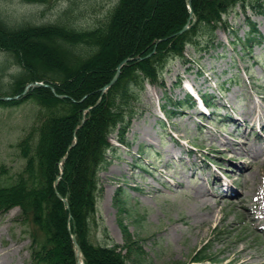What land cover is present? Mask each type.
<instances>
[{
    "label": "rangeland",
    "instance_id": "rangeland-1",
    "mask_svg": "<svg viewBox=\"0 0 264 264\" xmlns=\"http://www.w3.org/2000/svg\"><path fill=\"white\" fill-rule=\"evenodd\" d=\"M117 1L0 0V15L11 25L46 23L71 8L79 26L92 27ZM251 6L246 12L237 6L225 16L229 28L216 31L222 46L208 53L187 46L185 59L172 60L165 69L164 86L147 85L127 144L119 142L117 132L110 136L114 148L99 173L102 196L94 243L126 245L130 237L139 239L150 264H201L192 258L206 244L221 264H264V161L252 167L254 158L236 148L245 136L254 154L264 150V12ZM249 18L258 26L261 43L245 50L232 42L235 35L247 36ZM1 65L7 83L18 69L2 50ZM186 84L211 94L208 99L217 103L213 116L201 115L197 107L172 109L174 100L185 98ZM163 105L173 110L170 115ZM36 110L32 101L0 105V167H6L1 179L22 170L25 161L16 144ZM20 213L18 207L0 213L6 264H34Z\"/></svg>",
    "mask_w": 264,
    "mask_h": 264
},
{
    "label": "trees",
    "instance_id": "trees-1",
    "mask_svg": "<svg viewBox=\"0 0 264 264\" xmlns=\"http://www.w3.org/2000/svg\"><path fill=\"white\" fill-rule=\"evenodd\" d=\"M262 3L192 0L197 22L183 34L178 32L190 18L189 0H118L92 27L79 26L71 8L46 23L11 25L0 15V50L9 54L18 69L5 83V66H0V96L22 95L30 82L48 84L30 89L17 100H0L3 106L27 101L37 105L31 125L16 144L25 161L22 170L0 178V213L20 208L34 264H77L72 234L86 264H150L139 239L130 237L126 245L96 244L92 239L99 227V173L109 164L107 153L113 148L110 135L118 132L125 142L139 114L146 82L162 84L167 65L184 59L187 45L208 51L216 46L217 28L228 25L224 15L238 5L243 10L257 5L262 12ZM250 23L252 37L245 45L254 43L259 33ZM135 57L139 59L124 64L118 81L104 94L119 65ZM50 85L65 97H58ZM174 107H184L183 101ZM0 169V174L6 173L5 166ZM58 176L61 179L55 184ZM210 247L199 249L192 260L218 261Z\"/></svg>",
    "mask_w": 264,
    "mask_h": 264
},
{
    "label": "water",
    "instance_id": "water-1",
    "mask_svg": "<svg viewBox=\"0 0 264 264\" xmlns=\"http://www.w3.org/2000/svg\"><path fill=\"white\" fill-rule=\"evenodd\" d=\"M191 1H192V0L189 1V6H191ZM193 16H194V12L191 11V17H193ZM195 21H196V17H193V23H194ZM193 23H192V24H193ZM188 29H189V25H186V26H185V27L179 32V34L184 33V32L187 31ZM138 58H139V57H135V58H126V59L121 63V65L118 67V69H117V74L114 76V78L112 79V81L110 82V84L104 88V91H105L109 86L113 85V84L118 80V77H119L120 72H121V67L123 66V64L129 62L130 60H134V59H138ZM43 84H44V83H42V82H33V83H30V84H28L27 87L25 88V92H24V93L28 92V90H29L30 87L42 86ZM51 89H52L53 92H55V88H54L53 86L51 87ZM57 96L60 97V98L65 97L64 95H58V94H57ZM17 98H18V96H3V97H1V99H3V100H12V99H17ZM72 240H73V244H74V248H75V254H76V257L79 258V261H77V263H78V264H85V263H84V254H83L82 248H81V246L78 244L75 235L72 236Z\"/></svg>",
    "mask_w": 264,
    "mask_h": 264
},
{
    "label": "bare ground",
    "instance_id": "bare-ground-1",
    "mask_svg": "<svg viewBox=\"0 0 264 264\" xmlns=\"http://www.w3.org/2000/svg\"><path fill=\"white\" fill-rule=\"evenodd\" d=\"M254 110H255V108H254ZM255 119H256V117L253 120H255ZM238 144H239V147H236V148L242 149L247 155H250L254 158L253 159L254 162L251 164L252 167H253V164L256 163L257 161H261V160L264 161V150H262L261 153L254 154L253 144H251V141L248 137L244 136V139L241 142H239ZM224 145L231 146V144H229V143H226ZM224 151L229 152L230 149L228 147H225ZM239 154L242 155V153H239ZM244 173H246V171ZM252 187L254 188L255 186H252ZM245 192H246V189H244V193ZM259 194H261V193H259ZM8 254H9L8 252H4V250L0 248V264H6L4 261V257Z\"/></svg>",
    "mask_w": 264,
    "mask_h": 264
}]
</instances>
